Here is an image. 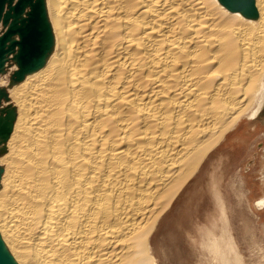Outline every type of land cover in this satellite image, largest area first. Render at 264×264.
I'll return each instance as SVG.
<instances>
[{
  "label": "bare ground",
  "instance_id": "obj_1",
  "mask_svg": "<svg viewBox=\"0 0 264 264\" xmlns=\"http://www.w3.org/2000/svg\"><path fill=\"white\" fill-rule=\"evenodd\" d=\"M41 4L43 57L0 70L1 249L12 264H158V219L264 116V0Z\"/></svg>",
  "mask_w": 264,
  "mask_h": 264
},
{
  "label": "rangeland",
  "instance_id": "obj_2",
  "mask_svg": "<svg viewBox=\"0 0 264 264\" xmlns=\"http://www.w3.org/2000/svg\"><path fill=\"white\" fill-rule=\"evenodd\" d=\"M6 27L1 20L0 36ZM17 50L15 43L1 57L0 70L11 77ZM236 127L158 219L149 240L158 264H264V204H257L264 197V116ZM250 153L252 162L239 167Z\"/></svg>",
  "mask_w": 264,
  "mask_h": 264
},
{
  "label": "water",
  "instance_id": "obj_3",
  "mask_svg": "<svg viewBox=\"0 0 264 264\" xmlns=\"http://www.w3.org/2000/svg\"><path fill=\"white\" fill-rule=\"evenodd\" d=\"M11 2L12 0H0V19L2 18L3 23L6 24L12 18L7 30L0 38V62L1 57H3L9 48H13L15 43H17L16 58L19 70L15 74L18 76L23 70L37 65L48 48L49 35L41 0H17L14 5ZM6 5L8 9L4 10ZM27 5L30 7L29 11H27L26 16L20 18V14ZM244 7L248 8V4L247 6L244 4ZM15 32L18 33L19 40L16 42L10 41V45L7 48L6 42L9 41L10 35ZM0 264H12L2 251L1 246Z\"/></svg>",
  "mask_w": 264,
  "mask_h": 264
},
{
  "label": "crops",
  "instance_id": "obj_4",
  "mask_svg": "<svg viewBox=\"0 0 264 264\" xmlns=\"http://www.w3.org/2000/svg\"><path fill=\"white\" fill-rule=\"evenodd\" d=\"M234 130H237V128L235 127L234 129H232L231 131L233 132ZM230 131V132H231ZM227 137H228V135H226L225 136V138L223 139V140H225V139H227ZM220 143H222V142H220ZM219 143V144H220ZM217 145L215 148H217L218 146H220V145ZM215 148L213 149V150H211L205 157H204V159H203V161L201 162V164H200V166L198 167V169L195 171V173L190 177V179L194 176V175H196V174H198V173H200L201 171H202V169L204 168V166H205V164H206V162L209 160V158H208V156L215 150ZM252 156V153H250L247 157L245 156L244 158H243V160H242V162H241V164H240V166L239 167H243V169H246L245 168V165H248L250 162H252L251 160V157ZM190 179L186 182V184L190 181ZM185 184V185H186ZM184 185V186H185ZM183 189V188H182ZM181 189V190H182ZM180 190V191H181ZM180 193V192H179ZM223 212H224V209H222V214H223Z\"/></svg>",
  "mask_w": 264,
  "mask_h": 264
}]
</instances>
